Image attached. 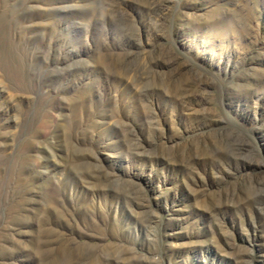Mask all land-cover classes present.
Segmentation results:
<instances>
[{"label":"rangeland","instance_id":"rangeland-1","mask_svg":"<svg viewBox=\"0 0 264 264\" xmlns=\"http://www.w3.org/2000/svg\"><path fill=\"white\" fill-rule=\"evenodd\" d=\"M0 264H264V0H0Z\"/></svg>","mask_w":264,"mask_h":264}]
</instances>
